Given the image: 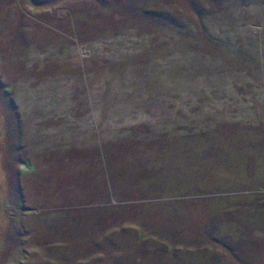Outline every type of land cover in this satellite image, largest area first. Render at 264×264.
Masks as SVG:
<instances>
[{"label": "rangeland", "instance_id": "1", "mask_svg": "<svg viewBox=\"0 0 264 264\" xmlns=\"http://www.w3.org/2000/svg\"><path fill=\"white\" fill-rule=\"evenodd\" d=\"M0 264H264V0H0Z\"/></svg>", "mask_w": 264, "mask_h": 264}]
</instances>
